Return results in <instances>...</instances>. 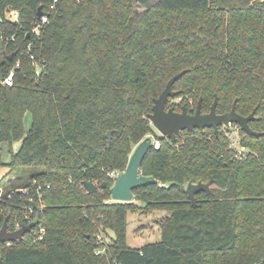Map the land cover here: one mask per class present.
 Here are the masks:
<instances>
[{"label":"trees","instance_id":"16d2710c","mask_svg":"<svg viewBox=\"0 0 264 264\" xmlns=\"http://www.w3.org/2000/svg\"><path fill=\"white\" fill-rule=\"evenodd\" d=\"M140 1L0 0V145L9 156L0 154V227L22 224L34 205L44 229L40 239L30 231L0 243V264H264V0ZM38 8L47 23L37 37ZM10 10L16 22L4 19ZM182 71L170 99L189 112L200 101L208 113L216 97L217 115L233 105L253 113L258 137L238 126L248 152L236 156L224 127L183 131L175 143L153 129V100ZM147 136L159 147L140 173L156 183L133 191L143 207L112 201L107 174L123 172ZM210 180L193 207L186 185ZM154 211L167 213L159 240L129 247L127 214Z\"/></svg>","mask_w":264,"mask_h":264},{"label":"water","instance_id":"95a60500","mask_svg":"<svg viewBox=\"0 0 264 264\" xmlns=\"http://www.w3.org/2000/svg\"><path fill=\"white\" fill-rule=\"evenodd\" d=\"M142 6L145 4L140 1ZM41 8L37 10V16L42 15ZM14 54H10L8 59H11ZM184 74V71L174 75L166 84L164 90L160 95L153 100L151 114L148 120L153 129L164 138L169 139L175 143L181 136L183 131L193 132L194 130L203 131L204 129H213L214 133H218L219 127H229L230 125L239 126L240 130L249 136L258 137L259 134L249 128L248 122L253 119V113L246 117L240 116L235 112L234 105L228 113L217 115L216 105L217 98L215 97L210 110L206 114L201 113L200 101H198L194 112L191 114L186 105H182L180 112H175L173 109H166L167 102L170 98L177 95V92L172 91V85ZM109 138V132L106 133ZM152 147V138L150 136L141 140L132 150L127 165L123 172L115 176L112 180V186L109 188V194L112 201L130 203L134 199L133 191L138 188L146 187L155 184L156 180L153 177L143 176L140 173L141 163ZM210 182L204 184L198 182L196 184L188 183L185 188V193L191 205L195 207L194 196L198 192H204L206 195L210 194ZM88 193H94L97 190L95 184L84 181L82 184ZM101 188H105L103 183ZM36 222L24 225L16 231H8V218H5L0 227V243H14L21 241L25 234L29 233Z\"/></svg>","mask_w":264,"mask_h":264},{"label":"built area","instance_id":"2783aa9c","mask_svg":"<svg viewBox=\"0 0 264 264\" xmlns=\"http://www.w3.org/2000/svg\"><path fill=\"white\" fill-rule=\"evenodd\" d=\"M54 1H56V0H54ZM53 8H54V6L52 5L50 7V9H53ZM4 19L9 21V22H16L18 20V13L16 11H12V10L7 11L5 13ZM2 20L3 19L0 17V21H2ZM46 23H47V15L42 14L40 17H38L37 22H35L33 25H31L30 34L38 37L41 33L43 25ZM28 53H29V50L26 52V54H28ZM18 67H19V62H16L14 65V68L10 69L7 76L1 80L2 85L11 86L13 76H14V69L18 68ZM226 129H227V131H226L225 135L229 140V147L233 151H235L236 156L241 155L242 151L239 150V148H241V146H240V137H239V133H238V126L232 124L229 127H227ZM152 147L154 149H158L159 143L157 140L152 139ZM120 173L121 172L112 171V172L108 173L107 176L110 180H113V178ZM33 185H36L35 195H37L38 200H39L41 198V194H40L41 186L39 184H37L36 182H33ZM46 187H48V186L46 185ZM82 188H84V186ZM16 191L25 197H29L28 199H29L30 203H33V204L35 203L33 195L30 194V191L28 188L19 189ZM1 196H2V193H0V198H1ZM41 212H42L41 206H34V205L26 206L24 208V214L22 216V222L23 223L22 224H18V223L15 224L14 229H12V230L8 229V231L13 232V231L18 230L19 228H21L24 225L30 224L32 222H36V225H35V227L32 228L31 233L33 234V236L40 239L42 237V235L44 234V229L37 225V218L39 217ZM7 244H10V243H7Z\"/></svg>","mask_w":264,"mask_h":264},{"label":"rangeland","instance_id":"374dc122","mask_svg":"<svg viewBox=\"0 0 264 264\" xmlns=\"http://www.w3.org/2000/svg\"><path fill=\"white\" fill-rule=\"evenodd\" d=\"M145 5L149 1L153 0H141ZM262 1V0H259ZM139 6L142 5L141 3L138 4ZM180 99H170L168 104L169 108L174 107L177 111H179L181 106ZM28 119L26 120V125H28ZM232 130V129H231ZM159 135V134H158ZM152 139L153 136H150ZM19 144L16 143L13 145L14 150L18 148ZM7 147L5 145H0V154L2 156V160L4 163L9 161V156L6 152ZM240 151L248 152L247 149L243 147L239 148ZM7 169L1 168L0 169V180L6 174ZM3 188L0 186V193H2ZM137 206L143 207L142 203L133 201ZM167 215L164 211H154L151 213H128L127 214V227H126V240L127 245L132 248H138L143 246L147 243H152L158 241L160 238V231L157 225V221L163 219ZM111 233H109L110 235ZM111 236V235H110Z\"/></svg>","mask_w":264,"mask_h":264},{"label":"flooded vegetation","instance_id":"af4514ba","mask_svg":"<svg viewBox=\"0 0 264 264\" xmlns=\"http://www.w3.org/2000/svg\"><path fill=\"white\" fill-rule=\"evenodd\" d=\"M170 100V99H169ZM169 100H168V102H167V105H166V109H173L175 112H180V109H179V111H177L174 107H169V108H167L168 107V104H169ZM191 113V112H190ZM192 114V113H191Z\"/></svg>","mask_w":264,"mask_h":264}]
</instances>
